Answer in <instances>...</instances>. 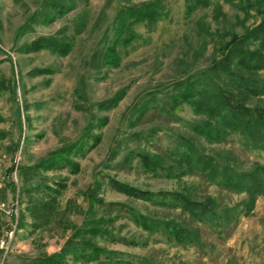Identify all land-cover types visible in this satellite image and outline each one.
Returning a JSON list of instances; mask_svg holds the SVG:
<instances>
[{
  "label": "rangeland",
  "instance_id": "obj_1",
  "mask_svg": "<svg viewBox=\"0 0 264 264\" xmlns=\"http://www.w3.org/2000/svg\"><path fill=\"white\" fill-rule=\"evenodd\" d=\"M51 1L0 0V264H28L37 255L60 249L92 208L95 217L114 216L116 209L107 211L110 201L115 202L111 206H134L151 216L183 219L179 208L125 194L110 178L143 189L185 191L220 206L239 205L222 236L211 229L210 220L203 224L202 245H182L163 233H149L124 211L101 226L112 234L147 238L148 244L98 237L99 244L121 250L135 264L141 258L152 264H264V193L244 212V192L209 182L196 169L178 179L151 173L136 153L174 162L171 150L192 151L195 146L239 168L264 162V151L242 133L231 132L219 141L197 134L194 125L205 123L207 115L196 112L188 99L172 100L186 87L201 89L217 82L247 105L264 106V95L242 91L209 70L234 35L264 17L263 5L210 0L186 13V0H160L167 13L152 26L133 25L135 36L116 45L119 61L110 63L104 52L114 37L117 11L149 0H65L71 8L62 15ZM52 15L53 20L45 21ZM38 35L69 40L71 48L66 54L49 48L26 51L25 44ZM248 75L255 80L264 72ZM121 89L124 95L114 106L99 105ZM89 132H99L100 141L83 154H68L76 170L36 165ZM69 264L123 263L102 257Z\"/></svg>",
  "mask_w": 264,
  "mask_h": 264
},
{
  "label": "trees",
  "instance_id": "obj_2",
  "mask_svg": "<svg viewBox=\"0 0 264 264\" xmlns=\"http://www.w3.org/2000/svg\"><path fill=\"white\" fill-rule=\"evenodd\" d=\"M210 0H186V13H191L196 8L209 4ZM264 7V0H255V4ZM52 7L57 15H62L71 8L65 0H52ZM160 0H149L138 7L127 6L117 11L115 16L114 37L111 43L105 47L106 62L117 63L119 55L118 43H128L136 34L134 26L143 23L146 26L154 25L160 17L167 12ZM264 10V8H263ZM54 19V15L47 17L45 21ZM49 48L61 54H66L71 48L69 40L62 41L58 37L38 35L25 44L26 51ZM42 70V69H39ZM216 77L230 80L239 89L255 95H264V77L255 80L248 73L255 71L260 75L264 72V17L255 25L248 27L242 34L234 35L226 44L222 56L213 61L209 66ZM202 74L199 75V78ZM196 86V85H195ZM208 83L204 88L195 89L186 87L180 94L172 97L173 102L188 99L189 104L199 113H205L208 117L202 125H194L196 133L203 135L210 141L225 139L231 132L242 133L248 138L249 143L257 149L264 151V106H250L244 103L232 91L226 89L221 83L212 82L210 88ZM196 93V98H192ZM124 95L121 90L116 91L113 96L99 102L101 107L114 106ZM102 119V118H101ZM100 133L89 132L84 139L79 137L78 141L66 146L64 149L57 148L50 152L39 164L41 168H55L69 166L76 170V162L69 158L72 153H84L100 141ZM187 147L192 143L188 142ZM174 155V162H167L163 156H155L149 152H136L145 170L154 174L168 177L180 178L181 174L195 171L204 176L209 182L218 186L231 189L238 193L247 195L242 203L243 211H249L254 205L257 195L264 193V162H256L249 168H239L233 163L221 162L217 157L207 155L194 149H174L170 151ZM63 185L61 181H57ZM113 187L125 194L140 197L152 201L158 205L170 208H179L183 219L160 218L139 211L134 206H111L115 202H107V211L117 210L114 216H98L93 213L85 218V222L77 225L70 236L65 240L60 249L43 255H37L30 259L28 264H69L70 261L90 262L99 261L102 257L109 263L135 264L133 259L126 258L123 252L116 248H108L97 242V238H106L112 241H120L128 245L146 246L148 239H137L122 234H112L110 229L105 228L102 222L121 215L124 211L135 224L149 233H163L175 243L182 245H202L203 224L210 220L211 229L218 236L229 228L232 218L237 212L238 203L234 205H217L209 200H197L187 192L172 189L150 190L143 189L115 178H110ZM50 191H60L59 188L47 186ZM100 202L102 201L99 198ZM99 207V206H98ZM88 212V211H87ZM116 216V217H115ZM107 219V220H106ZM138 264H152L145 258L139 259Z\"/></svg>",
  "mask_w": 264,
  "mask_h": 264
}]
</instances>
